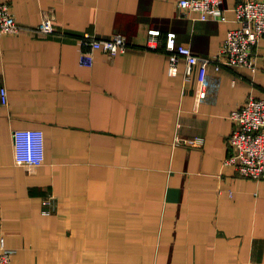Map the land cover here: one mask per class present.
<instances>
[{
	"label": "crops",
	"instance_id": "obj_1",
	"mask_svg": "<svg viewBox=\"0 0 264 264\" xmlns=\"http://www.w3.org/2000/svg\"><path fill=\"white\" fill-rule=\"evenodd\" d=\"M178 1L0 0L22 28L0 37V246L12 264H264V181L222 165L230 111L264 99V37L256 71L208 67L201 101L197 67L168 74L165 33L212 59L247 0H224L225 23L182 16ZM44 14L53 35L35 33ZM150 29L163 33L156 50ZM85 32L121 34L128 49L82 66ZM24 129L43 133L38 166L15 164Z\"/></svg>",
	"mask_w": 264,
	"mask_h": 264
},
{
	"label": "built area",
	"instance_id": "obj_2",
	"mask_svg": "<svg viewBox=\"0 0 264 264\" xmlns=\"http://www.w3.org/2000/svg\"><path fill=\"white\" fill-rule=\"evenodd\" d=\"M224 0H179L178 10L182 16L189 17L194 13L200 21L226 22L223 11ZM236 27L228 29L221 48L212 59L201 57L190 47L177 42V34L173 31L165 33L162 46L168 55V74L176 75L179 70V61L185 64L184 78L188 80L197 67L196 96L201 101L206 99L211 82L207 69L214 64L215 71L223 68L241 67L252 72L257 70L258 43L264 37V0H247L237 3L234 8ZM21 27L13 17L7 2H0V37L4 35H19ZM35 33L43 36L55 34L54 19L47 14L35 28ZM161 30L148 31V48L157 49L161 44ZM79 64L91 67L93 52L101 51L110 56L125 54L129 46L126 38L121 34H114L108 38H99L92 33L85 32L78 37ZM0 103L6 106L7 90L0 89ZM232 121L231 135L227 140L229 149L223 166L234 167L242 177L254 181H264V99L251 95L247 100L230 111ZM15 164L22 167H34L42 164L43 133L36 129L14 130ZM203 143L201 137L190 140L176 139L175 146L179 144L197 148ZM51 198H45L43 205H48ZM14 252L6 249L1 241L0 264H12L11 255Z\"/></svg>",
	"mask_w": 264,
	"mask_h": 264
}]
</instances>
